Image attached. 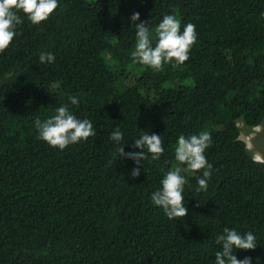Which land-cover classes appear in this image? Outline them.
I'll use <instances>...</instances> for the list:
<instances>
[{
    "label": "trees",
    "instance_id": "obj_1",
    "mask_svg": "<svg viewBox=\"0 0 264 264\" xmlns=\"http://www.w3.org/2000/svg\"><path fill=\"white\" fill-rule=\"evenodd\" d=\"M164 14L197 35L185 61L156 71L131 57L133 28L145 21L154 34ZM21 15L0 51V264H214L225 227L253 232L258 245L234 255L264 264V164L236 124L264 121V0H58L37 25ZM41 51L54 62L41 64ZM70 95L95 135L59 150L35 121ZM204 124L207 189L181 165L188 212L169 220L150 194L178 166L177 137ZM114 129L125 152L146 131L164 152L134 165Z\"/></svg>",
    "mask_w": 264,
    "mask_h": 264
},
{
    "label": "clouds",
    "instance_id": "obj_2",
    "mask_svg": "<svg viewBox=\"0 0 264 264\" xmlns=\"http://www.w3.org/2000/svg\"><path fill=\"white\" fill-rule=\"evenodd\" d=\"M58 0H0V51L5 50L13 41L17 25L26 19L37 25L48 19L53 10L57 8ZM129 20H139V13L132 12ZM135 45L131 57L135 62L159 71L163 64L175 62L182 63L188 58V51L196 39L195 25L191 22L185 24L181 30V21L173 14H164L155 26V32L150 33L147 22L140 21L134 24ZM153 35L155 42L153 43ZM41 64L53 63L54 55L51 52L41 51L39 54ZM67 104L55 107L54 114L43 121H35L37 136L52 147L63 150L86 138L95 135L93 122L87 118H78L70 111L69 105H77L79 98L75 95L67 97ZM123 132L114 129L109 139L117 147L122 158L133 161L134 165H141L145 159L157 160L164 152L161 136L147 131L142 132L133 139V151H124ZM210 143V133L206 130L189 136L179 135L174 149L175 160L178 166L164 172L159 181L160 187L150 194L151 203L162 209L164 215L173 220L184 217L188 212L185 207L183 195L185 176L181 174V165L192 170L196 176V192L207 189L208 178L212 165L208 163L204 151ZM199 170V171H198ZM141 168L133 167L130 176L136 177ZM177 221V220H176ZM219 250L215 252L214 264H251L249 257L237 259L234 252L254 249L258 244L256 236L251 231L243 233L234 228L225 227L222 234L216 236L215 241Z\"/></svg>",
    "mask_w": 264,
    "mask_h": 264
},
{
    "label": "rangeland",
    "instance_id": "obj_3",
    "mask_svg": "<svg viewBox=\"0 0 264 264\" xmlns=\"http://www.w3.org/2000/svg\"><path fill=\"white\" fill-rule=\"evenodd\" d=\"M236 124L240 130L239 138L245 142L253 158L264 164V121L254 128H248L240 121ZM204 130H209L205 124L200 126L198 133Z\"/></svg>",
    "mask_w": 264,
    "mask_h": 264
}]
</instances>
